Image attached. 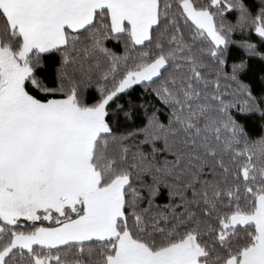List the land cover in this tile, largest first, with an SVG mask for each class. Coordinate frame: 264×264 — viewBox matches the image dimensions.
I'll return each mask as SVG.
<instances>
[{
	"label": "snow or ice",
	"instance_id": "snow-or-ice-1",
	"mask_svg": "<svg viewBox=\"0 0 264 264\" xmlns=\"http://www.w3.org/2000/svg\"><path fill=\"white\" fill-rule=\"evenodd\" d=\"M0 264H264V0H0Z\"/></svg>",
	"mask_w": 264,
	"mask_h": 264
}]
</instances>
